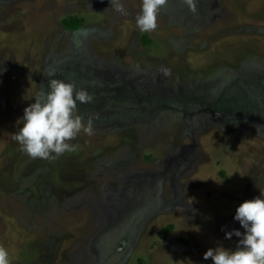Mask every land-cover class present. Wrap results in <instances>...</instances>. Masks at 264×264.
Segmentation results:
<instances>
[{"label":"rangeland","instance_id":"obj_1","mask_svg":"<svg viewBox=\"0 0 264 264\" xmlns=\"http://www.w3.org/2000/svg\"><path fill=\"white\" fill-rule=\"evenodd\" d=\"M120 2L126 15L110 0H0L10 264H213L204 253L236 247L221 229L243 231L236 208L264 192V0H168L148 33L141 0ZM50 79L88 91L78 112L94 131L31 158L13 136Z\"/></svg>","mask_w":264,"mask_h":264},{"label":"clouds","instance_id":"obj_2","mask_svg":"<svg viewBox=\"0 0 264 264\" xmlns=\"http://www.w3.org/2000/svg\"><path fill=\"white\" fill-rule=\"evenodd\" d=\"M168 0H141L140 11L135 16L136 27L142 33L155 31L158 27V15ZM192 11H195L194 0H185ZM115 12L126 15V9L120 0H110ZM80 35L87 36L86 30ZM161 73L170 75V69L162 67ZM53 76L54 73H48ZM34 102L24 109L21 118L22 127L13 138L20 144L21 150L31 158L50 159L65 152L75 151L76 146L70 141L83 132L91 136V120L85 123L78 112V105L90 103L92 96L86 89L77 90L72 83L58 79L48 81V90L40 91ZM233 219L243 231L232 229L224 231L226 240L233 236L238 238L234 249L217 246L209 248L203 256L213 264H264V192L250 200H245L236 208ZM0 264H10L9 253L0 247Z\"/></svg>","mask_w":264,"mask_h":264},{"label":"trees","instance_id":"obj_3","mask_svg":"<svg viewBox=\"0 0 264 264\" xmlns=\"http://www.w3.org/2000/svg\"><path fill=\"white\" fill-rule=\"evenodd\" d=\"M62 23L65 27L75 30V29H78L82 25L83 20L78 17H66L63 19ZM170 228L171 227H167L166 229H164L163 232L167 233L170 230Z\"/></svg>","mask_w":264,"mask_h":264}]
</instances>
